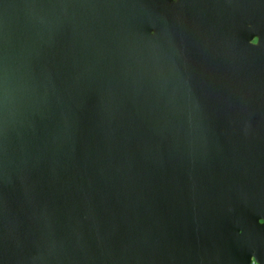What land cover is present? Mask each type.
Returning <instances> with one entry per match:
<instances>
[{
    "label": "water",
    "instance_id": "water-1",
    "mask_svg": "<svg viewBox=\"0 0 264 264\" xmlns=\"http://www.w3.org/2000/svg\"><path fill=\"white\" fill-rule=\"evenodd\" d=\"M252 256L264 0H0V264Z\"/></svg>",
    "mask_w": 264,
    "mask_h": 264
},
{
    "label": "flooded vegetation",
    "instance_id": "flooded-vegetation-1",
    "mask_svg": "<svg viewBox=\"0 0 264 264\" xmlns=\"http://www.w3.org/2000/svg\"><path fill=\"white\" fill-rule=\"evenodd\" d=\"M173 2H176V0H172ZM251 42L252 43H254V44H259V37L258 36H256V37H254L252 40H251ZM249 264H259L257 261H256V259L252 256L251 257V261H250V263Z\"/></svg>",
    "mask_w": 264,
    "mask_h": 264
}]
</instances>
